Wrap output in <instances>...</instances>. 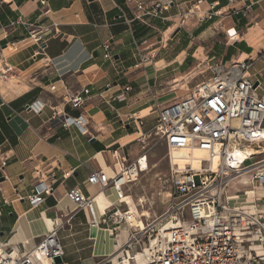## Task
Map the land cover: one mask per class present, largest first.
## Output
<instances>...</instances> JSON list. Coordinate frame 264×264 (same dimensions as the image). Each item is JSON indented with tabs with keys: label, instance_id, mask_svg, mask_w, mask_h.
<instances>
[{
	"label": "crops",
	"instance_id": "crops-1",
	"mask_svg": "<svg viewBox=\"0 0 264 264\" xmlns=\"http://www.w3.org/2000/svg\"><path fill=\"white\" fill-rule=\"evenodd\" d=\"M41 1L0 0V70L7 71L0 80V248L30 252L59 222L64 263L101 264L119 252L130 230L116 224L127 206L113 189L90 186L91 173L113 178L119 162H135L154 142L157 106L183 100L178 87L195 89L210 78L213 64L252 59V80L261 82L264 95V0H202L199 6L200 0H45L46 7ZM156 3L168 7L166 20L136 19L139 4ZM107 43L112 60L104 59ZM85 89L86 103L74 109L70 96ZM63 114L84 125L65 127ZM249 152L254 161L264 159V142ZM42 182L53 193L32 207L27 197ZM74 188L95 197L98 226L88 210L74 213ZM256 194L264 216V188Z\"/></svg>",
	"mask_w": 264,
	"mask_h": 264
},
{
	"label": "built area",
	"instance_id": "built-area-1",
	"mask_svg": "<svg viewBox=\"0 0 264 264\" xmlns=\"http://www.w3.org/2000/svg\"><path fill=\"white\" fill-rule=\"evenodd\" d=\"M234 1L229 0L230 3ZM201 3L202 0L196 2L197 6ZM41 5L46 7L48 3L44 0ZM167 10L168 7L160 3L149 7L139 4L136 19L166 20L163 14ZM184 24L182 17L181 27ZM227 34L230 38L236 36L234 30ZM30 37L44 40L43 35ZM102 48L104 59L112 60L110 45L104 44ZM142 59L144 62L152 60L146 56ZM252 68L250 58L229 66L213 64L210 78L183 100L164 108L157 106L159 115L151 137H158L168 149L170 173L167 183L171 204L163 216L148 226L147 230L153 235L144 248L140 232H132L137 228L130 223L131 211L124 201V187L148 170L152 147L144 146L142 155L135 162H119L120 171L113 178L103 170L91 173L90 186L99 189L100 193L107 188L113 189L119 202L128 208L116 221L117 225L125 224L131 230L129 240L122 246L123 253L142 249L144 264H264V216L260 214L261 199L256 194V189L264 188V159L254 161L249 152L250 146L264 142V95L258 94L261 82L252 80ZM6 73L0 70V80L6 79ZM89 94L90 90L85 89L71 95V106L81 108ZM63 117L66 118L65 127L84 125L82 118L74 120L65 114ZM129 121L142 125V120L136 116H130ZM192 150L204 153L198 169H194L190 161L180 163L173 155L174 151ZM36 175L42 178L43 172L36 171ZM246 176H251V190L230 194L234 184ZM52 193L53 188L42 182L27 199L32 207H39ZM69 199L75 206V214L88 210L94 225L98 226L95 197H85L74 188ZM3 202L9 203L4 195ZM137 205L143 207L144 200L139 199ZM63 226V223H53L51 231L30 252L19 255L0 248V264H56L55 258H61V264H66V253L59 236ZM112 261V257H108L101 264Z\"/></svg>",
	"mask_w": 264,
	"mask_h": 264
},
{
	"label": "rangeland",
	"instance_id": "rangeland-1",
	"mask_svg": "<svg viewBox=\"0 0 264 264\" xmlns=\"http://www.w3.org/2000/svg\"><path fill=\"white\" fill-rule=\"evenodd\" d=\"M191 91V87L189 90L187 88L178 87L176 92L178 93L179 98H181L185 97ZM153 140L154 142L150 144V147L152 148L149 153L151 155V167L148 171L140 175L135 182L129 184V191L125 193L127 195L126 202L131 208L130 213L137 215L138 219L147 227L163 216L169 210L171 204V199L169 197L170 187L167 183L170 173V165L166 158L167 149L158 137L153 136ZM250 182L251 176H246L237 181L230 189V194L250 189ZM139 199L144 200L143 207L137 205ZM125 208L128 210L127 207ZM142 214L149 218L141 217ZM134 231H138V229H132V232ZM126 233V239L129 240L131 230L129 235ZM150 235H153V233L149 232V230L144 233H139V238L143 240L142 248H144L145 245H148ZM137 252H142V249H138ZM123 257L124 254L121 255L120 259L117 261L120 263L123 262ZM113 262L114 261H112L111 264H113ZM130 264H134V262H131Z\"/></svg>",
	"mask_w": 264,
	"mask_h": 264
},
{
	"label": "bare ground",
	"instance_id": "bare-ground-1",
	"mask_svg": "<svg viewBox=\"0 0 264 264\" xmlns=\"http://www.w3.org/2000/svg\"><path fill=\"white\" fill-rule=\"evenodd\" d=\"M173 155L175 158H177L180 161V163L190 161L194 169H198L200 167L199 160L204 158V153L201 152L200 150H192L191 152L190 151H174ZM258 192H260V190H258ZM126 198L127 196L124 195L125 202H126ZM130 211H131V208H130ZM141 217H147V216L142 214ZM130 218H131L130 219L131 225H134L140 233H144L147 231L148 227L146 225L144 226V224L138 219L137 215L130 213ZM123 254H124L123 262L120 263L117 260L120 259V256ZM144 256H145V253H142V252H137L136 254H132L131 252H129L128 254L123 253L122 248H121L119 252L112 259L114 261L113 264H130L131 262H134V264H143Z\"/></svg>",
	"mask_w": 264,
	"mask_h": 264
},
{
	"label": "water",
	"instance_id": "water-1",
	"mask_svg": "<svg viewBox=\"0 0 264 264\" xmlns=\"http://www.w3.org/2000/svg\"><path fill=\"white\" fill-rule=\"evenodd\" d=\"M89 1H94V0H89ZM178 33H179V30H177V31L174 33V36H176ZM257 86H258V84L256 83L255 88H256ZM55 263H56V264H61V263H62V259H61V258H55Z\"/></svg>",
	"mask_w": 264,
	"mask_h": 264
}]
</instances>
